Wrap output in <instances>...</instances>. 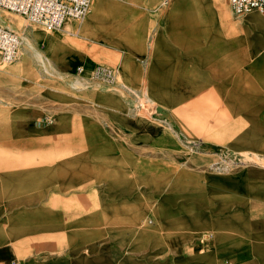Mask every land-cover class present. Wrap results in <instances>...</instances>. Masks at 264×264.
Returning <instances> with one entry per match:
<instances>
[{
    "label": "crops",
    "instance_id": "crops-1",
    "mask_svg": "<svg viewBox=\"0 0 264 264\" xmlns=\"http://www.w3.org/2000/svg\"><path fill=\"white\" fill-rule=\"evenodd\" d=\"M97 2L86 21L33 38L39 74L54 87L9 94L3 105L0 264H264V162L242 159L264 160V62L248 45L255 25L227 0ZM96 65L117 69L118 81L92 79ZM142 92L155 108L144 117ZM169 124L181 142L191 132L241 159L187 182L178 169L176 214L153 194L169 185L165 169L143 155L168 154Z\"/></svg>",
    "mask_w": 264,
    "mask_h": 264
},
{
    "label": "rangeland",
    "instance_id": "rangeland-1",
    "mask_svg": "<svg viewBox=\"0 0 264 264\" xmlns=\"http://www.w3.org/2000/svg\"><path fill=\"white\" fill-rule=\"evenodd\" d=\"M97 1H100V0H92L90 8H92L94 3H98ZM99 5L100 3H98V9H99L98 13L100 12ZM0 14L6 17L8 21L11 22L12 24V25H7L6 27L10 28L11 30H14L16 34H18L22 38V47L21 49H19L18 59L11 63H4L0 61V73L12 72V74H9V75H5V74L2 75L3 81L2 83H0V115H2L3 110L7 109L5 106H3V105H6L7 95L13 94L16 96H23L25 91H28L30 93L32 92L38 93L37 95H39L40 93L44 94L46 90L54 87L53 86L54 83L50 79L49 75L39 74V66L43 69L42 65L39 63L40 59H39L38 53L40 50L33 43L34 39L38 40V39L44 38L41 35L42 33L49 35L50 31H54V30H45L38 25L29 23L17 13H14L8 10L0 9ZM90 15H91V11L89 10L88 14L82 20H80V22H84L87 19H89ZM242 18H244V20L248 22V24L255 25V28L254 29L250 28L249 33H248L249 53L251 55H255L256 57L262 58L264 62V14L253 11V12H249L246 15L242 16ZM73 21L76 23L79 22L77 20H73ZM24 38L30 39V43H31L30 47H33V50L28 48L25 45ZM42 54L47 59V56L43 52ZM23 60L26 61L25 70L23 71L12 70V67L18 66V64L22 62ZM263 69H264V63H263ZM75 71L77 72L76 68H75ZM49 72H50V69H49ZM118 75L120 74L118 73ZM91 78L95 79L92 76ZM95 80L99 81L98 79H95ZM71 83L79 84L80 81L74 80ZM137 95L139 98L138 105L140 103L142 104L141 110L140 108L138 110V105H137V109H136V111L138 110L137 114L139 116L144 117L152 113L155 108L153 109L154 106L151 104V101L149 100L150 98H148V96H146L144 92H142V94H137ZM169 127L171 131L168 129V132H167L168 137L165 138L164 140V142L167 143L164 146L168 145V148H166V151H168V154H160V153L153 152L151 154H143V155L148 156L147 158L145 157L144 158L147 160H151L153 162V165L160 166L159 168L162 167L163 170L165 169L164 171H165V174H167V178L169 179V185L167 186L166 190L163 192L162 190L155 192V190H158L160 188L156 187V185H153V189H155L153 194L155 197H157L160 194L164 196L163 203L166 207H168V209L164 210L166 214H170V213L176 214L178 197L180 198L183 196V194L180 196V194L178 193V189L182 190L177 185L178 169L183 168L185 166L186 169H185L184 179L187 182L191 180L193 172H199V170H202V169L212 170L211 168H213L217 172H228L230 168L232 169L238 168L239 165L241 164V159L237 155L229 153L223 147L220 150H216L217 148L216 149L212 148L207 143V140H204L203 142V141H200L199 139L192 138L191 132L187 133L190 137V140H185L184 142H181V139H178L176 136L178 132L173 128V126L171 127L170 124H169ZM246 154L250 155L249 156L250 159H248L249 157L246 158ZM255 154L257 153L253 152L249 154L246 151L242 152L243 162L252 161L256 163V160L252 159V155H255ZM140 163H142V161H138V166ZM142 167H144V165ZM140 173L142 172L138 170L137 171L138 178L140 176ZM158 173H160L158 169L154 170L153 175L156 176ZM164 189L165 188H163V190ZM191 190H192V187H188L187 185H185L184 196H185L186 201H188L189 198L192 196L190 193ZM148 193L149 192L145 193L144 191L141 190L138 192V196L145 195L142 198L147 199L146 194L148 195ZM146 203H147L146 205L148 208H150L151 206L152 211L151 209L149 211H151L152 214H158V210L156 209V207L158 206L155 200H152L151 204L148 202ZM185 203H186V206H191V203H187V202ZM141 204L142 202L138 201V204H137L138 208L139 206H141ZM197 205L203 206L202 204H197ZM141 209L142 208H140V210ZM190 210H192L191 207H190ZM136 214H140V213L136 212ZM63 225H64L63 222H57L58 227L62 228ZM61 238L62 237H56V244H57L56 256L57 258L58 256H62L60 252L62 251L64 241Z\"/></svg>",
    "mask_w": 264,
    "mask_h": 264
},
{
    "label": "built area",
    "instance_id": "built-area-1",
    "mask_svg": "<svg viewBox=\"0 0 264 264\" xmlns=\"http://www.w3.org/2000/svg\"><path fill=\"white\" fill-rule=\"evenodd\" d=\"M234 17L251 11L264 14V0H227ZM90 0H0V9L22 16L29 23L45 30H59L64 21H80L88 11ZM20 43L15 31L0 25V61L11 63L18 59ZM76 70H80L79 67ZM91 76L107 85L118 80L117 69L96 65ZM140 109L142 104H139Z\"/></svg>",
    "mask_w": 264,
    "mask_h": 264
},
{
    "label": "bare ground",
    "instance_id": "bare-ground-1",
    "mask_svg": "<svg viewBox=\"0 0 264 264\" xmlns=\"http://www.w3.org/2000/svg\"><path fill=\"white\" fill-rule=\"evenodd\" d=\"M91 2H92V0H90V3H89V7H88V11L86 12V14L84 15V17L88 14V12H89V10H90V5H91ZM83 17V18H84ZM82 18V19H83ZM81 19V20H82ZM68 22V20L67 21H65V29H64V31L66 30V26H67V23ZM2 23V24H1ZM0 24L2 25V26H4V27H6L7 25H12L11 24V22H9L8 21V19L6 18V17H4L3 15H1L0 14ZM6 28H8V27H6ZM8 29H10V28H8ZM11 30V29H10ZM61 30V29H60ZM14 31V30H13ZM18 35V34H17ZM18 38H19V43H20V49H21V47H22V38L18 35ZM24 43H25V45L28 47V48H30V49H32V47H30V45H31V43H30V39H28V38H24ZM79 67V66H78ZM79 69H81L82 70V67L80 66L79 67ZM250 155H246V158H248ZM248 159H250V157L248 158ZM252 159H255L256 160V163H263L264 161L262 160V157L261 156H255V155H252Z\"/></svg>",
    "mask_w": 264,
    "mask_h": 264
}]
</instances>
